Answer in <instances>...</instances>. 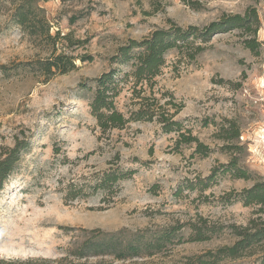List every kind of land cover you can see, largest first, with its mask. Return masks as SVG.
I'll list each match as a JSON object with an SVG mask.
<instances>
[{
  "label": "rangeland",
  "instance_id": "rangeland-1",
  "mask_svg": "<svg viewBox=\"0 0 264 264\" xmlns=\"http://www.w3.org/2000/svg\"><path fill=\"white\" fill-rule=\"evenodd\" d=\"M22 1L0 0V159L17 143L26 146L0 190V262L187 264L231 246L236 237L229 227L242 228L259 217V206H244L236 194L264 181V0H30L32 16L50 27L52 37L58 32L54 41L17 26L14 10ZM249 8L259 19L256 56L244 48L238 31L216 34L189 65L174 69L175 51L168 52L157 78V88L183 105L176 120L208 147L206 157L193 154L195 145L176 148L177 135L163 134L155 123H131L100 135L88 109L91 80L109 70L119 47L171 26L201 29ZM52 53L72 57L75 69L47 78L18 66ZM128 98L123 92L117 99L122 111ZM228 122L236 125L238 139L219 138ZM233 156L248 180L216 174L203 192L184 188ZM111 168L133 172L109 196L93 192L96 178ZM70 184L85 185L91 196L65 201ZM227 195L229 202L223 200ZM201 222L224 228L208 241L184 242L187 225ZM178 226L180 242L175 238L149 257L69 255L90 231H147L151 237ZM252 252L218 264H259L257 248Z\"/></svg>",
  "mask_w": 264,
  "mask_h": 264
},
{
  "label": "trees",
  "instance_id": "trees-1",
  "mask_svg": "<svg viewBox=\"0 0 264 264\" xmlns=\"http://www.w3.org/2000/svg\"><path fill=\"white\" fill-rule=\"evenodd\" d=\"M30 2V0H24L15 8L14 15L17 26L28 33L36 34L37 31L34 30H40V32L38 31L40 36H43L46 41H54L59 36L58 32L55 37H52L50 27L32 16L31 8H29ZM258 28L259 19L256 10L249 8L243 15H224L201 29L196 26H188L184 29L171 26L166 30L155 31L141 41L130 40L119 47L116 54L109 59V70L91 80L94 83V89L91 91L88 109L100 135L104 136L114 130H123L131 123H155L163 134L174 133L177 135L174 143L176 148L180 145H195L193 154L206 157L210 153L208 147L200 143L196 137L191 135L189 129H184L183 124L176 120L183 105L176 102L172 93L162 92L157 88V78L162 75L166 66L165 56L168 52L175 51L174 69H177L181 64L189 65L204 52L205 45L214 35L231 31H238L240 37L244 38L242 41L244 48L256 56L260 47L256 39ZM62 40L69 41V38L62 36ZM79 60L86 62L90 60V57H81ZM18 66L36 70L47 78L64 75L75 69L72 57L54 53L47 59L23 63ZM123 92L129 94V105L125 111L119 109L117 104V99ZM228 124V129L220 130L219 138L221 137L222 140H226V138H230L229 140L238 139L239 131L236 125L232 122H228ZM227 133L230 134L228 137H226ZM230 147L226 145L224 148ZM25 148V144L17 143L14 149L9 150L4 154V158L0 159V190L13 173L15 165L19 161V155ZM234 148L240 149L237 146ZM114 160L118 161L119 158L116 156ZM132 172H125L119 168H111L102 172L94 181L93 187H91L92 191H101L109 196L114 192L112 189L120 181L127 179ZM212 172L206 179H198L195 183L187 182L184 188L187 191L197 189L199 192H203L210 186V182L216 174L230 175L235 179L243 180L250 178L246 171L238 167L237 159L234 156L228 163L219 165ZM85 187V185L78 187L70 184L64 200L71 201L74 198L91 196V193L84 191ZM229 196L227 195L223 200L229 202ZM236 198L235 200L240 201L244 206H259L256 211V214H259L258 219H251L247 226L242 228L230 226L232 234L236 237V241L231 246L221 247L215 252H206L189 259L187 264H218L223 260H237L255 248L259 252L257 259L259 264H264V220L260 219L264 215V181L256 182L250 189L237 193ZM187 228L189 233L184 242H203L210 240L224 227L208 226L205 222H201L190 223ZM181 229L182 226L170 227L150 234L151 237H146L147 231L126 234L124 231L103 233L94 230L86 233L82 241L70 250L69 255L76 260L99 256H109L117 261L149 257L159 253L165 244L171 243L175 238L180 242L183 235L177 232ZM0 264L12 263L0 262Z\"/></svg>",
  "mask_w": 264,
  "mask_h": 264
}]
</instances>
